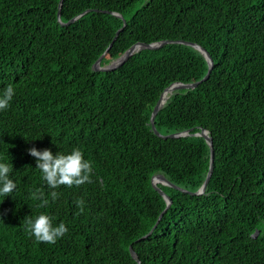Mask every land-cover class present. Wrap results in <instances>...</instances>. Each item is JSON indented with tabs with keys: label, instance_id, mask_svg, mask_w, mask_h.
Here are the masks:
<instances>
[{
	"label": "trees",
	"instance_id": "obj_1",
	"mask_svg": "<svg viewBox=\"0 0 264 264\" xmlns=\"http://www.w3.org/2000/svg\"><path fill=\"white\" fill-rule=\"evenodd\" d=\"M58 4L0 0V90L16 89L0 112V155L18 185L0 199V264H264V0H62L60 21ZM123 20L100 66L137 42L163 40L194 42L213 61L207 80L173 91L154 118L161 134L204 128L211 136L201 194L192 192L208 171V143L159 137L150 115L165 87L202 79L208 62L169 42L95 70ZM31 147L79 148L92 182L60 186L53 202ZM157 173L186 190L157 184L171 200L161 218ZM36 189L49 200L44 208ZM41 212L69 228L55 244L27 228Z\"/></svg>",
	"mask_w": 264,
	"mask_h": 264
},
{
	"label": "clouds",
	"instance_id": "obj_2",
	"mask_svg": "<svg viewBox=\"0 0 264 264\" xmlns=\"http://www.w3.org/2000/svg\"><path fill=\"white\" fill-rule=\"evenodd\" d=\"M16 95L15 87L9 83L0 90V112H5L11 107V102ZM28 154L35 158V169L39 170L41 179L51 189L50 197L54 202L60 193L56 189L65 185L69 188L92 182L93 164L84 158L79 148L70 151H57L53 153L51 148L37 149L31 147ZM13 164L5 155H0V199H5L18 190L17 181L13 178ZM33 196L40 203L38 208H44L49 204L45 194L40 189L33 192ZM77 206L82 212L84 201L78 200ZM27 228L36 241L55 244L69 231L64 222L56 223L53 215L41 212L27 221Z\"/></svg>",
	"mask_w": 264,
	"mask_h": 264
},
{
	"label": "water",
	"instance_id": "obj_3",
	"mask_svg": "<svg viewBox=\"0 0 264 264\" xmlns=\"http://www.w3.org/2000/svg\"><path fill=\"white\" fill-rule=\"evenodd\" d=\"M62 0H59V4H58V11H57V17H58V21H60V6H61ZM88 10H85L84 12H82L81 14L87 12ZM114 15L122 18V16L120 14L114 13ZM80 16V15H78ZM78 16H75L73 18H71L70 20H68L66 23H62L63 25H67L69 23H71L72 21H74ZM126 22L123 20V25L121 28H119L116 33L115 36L113 37L112 41L110 42L109 46L107 47V49L105 50V52L94 62L93 64V68L95 70H102V71H108V70H114L116 68H118L119 66H121L127 59L129 56L132 55V53L140 48H147V49H158L160 47H162L165 43H169V42H176V43H182V44H186L188 46H191L195 49H197L198 51H200L202 53V55L206 58L207 62H208V70L207 73L205 74V76L195 82H191V83H181V82H175L170 84L169 86L165 87L163 89V91L161 92V94L159 95V98L155 104V106L152 109L151 115H150V124H151V129L153 130V132L162 138H175V137H181V136H188V135H199L201 137H203L205 139V141L208 143L209 147H210V159H209V167H208V171L206 174V177L202 183V185L200 186V188L195 191L192 192L193 194H201L204 192L206 185L208 183V180L211 176L212 173V169H213V145H212V138L211 136L208 135L207 130H205L204 128H201L198 132H194L191 133L190 129L189 130H184L181 132H175V133H170V134H161L159 133L154 125V118L156 113L158 112V110L161 108V106L163 105V103L166 101L167 97L169 94H172L173 91L175 90H179V89H191V88H195L198 84H200L201 82L205 81L208 79L209 77V73L211 71L212 65H213V61L211 59V57L209 56V54L207 53V51L201 47L200 45L191 42V41H183V40H163V41H159V42H153V43H142V42H137L133 45H131L121 56H119L116 60L110 62L109 64L105 65V66H100V61L101 58L103 57V55L107 52L108 48L111 46L113 40L116 38V36L118 35V33L124 28ZM166 94V99L163 101L162 97L163 95ZM158 183L161 184H165V185H169V186H173L175 188H178L182 191H186L174 184H172L171 182H169L162 174L157 173L154 174L151 177V184L153 186V188L155 190H157L166 200V207L165 209L160 213L159 218H161V216L163 215V213L168 209V207L171 205V200L170 198L158 187ZM158 218V219H159ZM158 221V220H157ZM151 230L145 234L142 238L147 237L150 234ZM256 235V232L254 233V236ZM130 253L133 257H136L135 252L133 251L132 247L130 246ZM137 264H140L139 260H137Z\"/></svg>",
	"mask_w": 264,
	"mask_h": 264
},
{
	"label": "bare ground",
	"instance_id": "obj_4",
	"mask_svg": "<svg viewBox=\"0 0 264 264\" xmlns=\"http://www.w3.org/2000/svg\"><path fill=\"white\" fill-rule=\"evenodd\" d=\"M166 99V94L163 95L162 100L164 101Z\"/></svg>",
	"mask_w": 264,
	"mask_h": 264
}]
</instances>
